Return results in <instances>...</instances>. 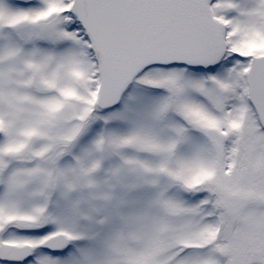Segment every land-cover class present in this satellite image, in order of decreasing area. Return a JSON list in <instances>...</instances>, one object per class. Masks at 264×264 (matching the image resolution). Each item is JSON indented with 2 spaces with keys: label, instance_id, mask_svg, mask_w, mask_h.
I'll list each match as a JSON object with an SVG mask.
<instances>
[{
  "label": "snow or ice",
  "instance_id": "snow-or-ice-1",
  "mask_svg": "<svg viewBox=\"0 0 264 264\" xmlns=\"http://www.w3.org/2000/svg\"><path fill=\"white\" fill-rule=\"evenodd\" d=\"M0 264H264V0H0Z\"/></svg>",
  "mask_w": 264,
  "mask_h": 264
}]
</instances>
